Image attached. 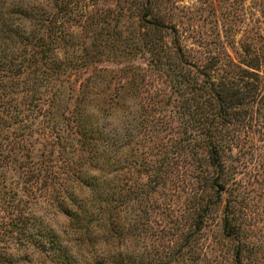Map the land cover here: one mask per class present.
I'll return each mask as SVG.
<instances>
[{"label": "trees", "instance_id": "obj_1", "mask_svg": "<svg viewBox=\"0 0 264 264\" xmlns=\"http://www.w3.org/2000/svg\"><path fill=\"white\" fill-rule=\"evenodd\" d=\"M153 1L109 9L114 17H134L131 31L95 20V0H0V263L134 264L138 241L152 230L150 216L179 212L173 200L180 182L194 177L187 237L220 208L224 235L239 243L234 264H245L238 194L224 197L231 180L226 160L253 109L264 118V35L242 44L239 60L225 54L205 66L190 63L175 26ZM253 1L264 19V0ZM160 28L171 29V44L149 34ZM108 51L148 59L182 98L184 130L175 149L157 145L155 158L142 152L138 170L125 150L129 106L97 98L105 86L91 75ZM118 72L135 91L145 80L131 61ZM190 155L207 168L172 171L175 164L188 169Z\"/></svg>", "mask_w": 264, "mask_h": 264}, {"label": "rangeland", "instance_id": "obj_2", "mask_svg": "<svg viewBox=\"0 0 264 264\" xmlns=\"http://www.w3.org/2000/svg\"><path fill=\"white\" fill-rule=\"evenodd\" d=\"M95 3V20L111 23L110 29L118 23L122 24V29L133 31L136 22L134 17L118 18L109 12V9H113L115 13L118 4H130V0H95ZM153 4L161 9L159 16L165 23L175 26L185 59L190 63L205 66L209 64L211 57L225 54L239 60L243 56L241 45L253 42L258 32L264 35V19L253 0H154ZM143 24L146 29L149 28L145 21ZM170 31L171 29L160 28L158 31H149V34H155L171 44L173 38ZM100 60V63L94 62L91 75L94 82L102 84L100 87L105 86L106 93L97 98L105 101L113 98L118 103L129 106L128 118L131 125L124 131L127 143L125 150L129 161L136 158V170L142 168L140 163L145 156L155 158L158 153L157 145L175 149L174 141L184 130L179 115L182 98L169 81L170 78L154 69L150 61L140 54L132 57L108 51ZM129 61L141 68V75L145 79L140 80L137 91L118 72ZM222 74L225 73L221 72L220 75ZM87 76L79 78L80 82ZM77 79L78 77L72 78L76 91L80 87V82L75 83ZM122 85L124 87L120 89ZM250 116L252 120L248 122L247 131L239 135L241 144L228 151L226 164L230 168L231 180L224 197L231 198V191L238 194L237 223L243 227L245 264H264V118L256 109H253ZM144 144H147L146 147ZM133 148L139 150L134 157ZM204 153L199 149L200 155ZM187 161L191 163L188 169L179 168L175 164L171 165L172 171L177 173L180 170L186 175V172L195 171L198 165L207 168L205 161L201 163L199 155H190ZM178 163L180 166L185 164L182 159ZM188 180L190 182H180V198L173 200L181 206L179 212L174 214L160 210L150 216L152 230L147 239L138 241V256L134 264H234V252L239 243L224 235L220 208H217L213 218L205 220L202 230L195 229L187 237L193 230L190 227L189 210L195 200L190 188L199 183L194 177H189ZM164 201L159 198L160 203Z\"/></svg>", "mask_w": 264, "mask_h": 264}, {"label": "clouds", "instance_id": "obj_3", "mask_svg": "<svg viewBox=\"0 0 264 264\" xmlns=\"http://www.w3.org/2000/svg\"><path fill=\"white\" fill-rule=\"evenodd\" d=\"M17 2L18 3H22V0H17ZM13 6H15V4ZM26 23H27V18H24V23L23 24L22 23H17L15 26L16 27H24V24H26Z\"/></svg>", "mask_w": 264, "mask_h": 264}]
</instances>
